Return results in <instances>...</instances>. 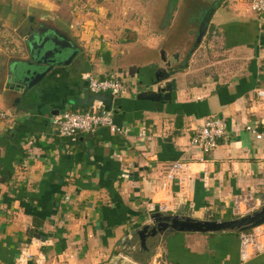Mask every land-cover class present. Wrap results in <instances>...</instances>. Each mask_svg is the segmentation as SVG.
<instances>
[{
	"label": "crops",
	"instance_id": "obj_1",
	"mask_svg": "<svg viewBox=\"0 0 264 264\" xmlns=\"http://www.w3.org/2000/svg\"><path fill=\"white\" fill-rule=\"evenodd\" d=\"M222 1L98 0L72 24L40 18L48 29H66L76 54L25 93L4 89L5 72L0 264H110L126 245L136 264H264V253L240 261V233H169L145 241L148 251H135L130 237L149 209L225 220L264 203V138L245 130L264 136V14L244 0ZM157 69L171 83L169 101L138 100L145 90L136 83ZM84 73L120 80L126 94L92 95ZM93 109L111 110L124 135L98 128L71 142L51 126L60 111ZM210 119L226 127L202 155L189 140ZM175 162L185 179L159 195Z\"/></svg>",
	"mask_w": 264,
	"mask_h": 264
},
{
	"label": "water",
	"instance_id": "obj_2",
	"mask_svg": "<svg viewBox=\"0 0 264 264\" xmlns=\"http://www.w3.org/2000/svg\"><path fill=\"white\" fill-rule=\"evenodd\" d=\"M29 20L31 21V17ZM54 27L56 26L54 25ZM24 41L27 58L10 63L4 89L25 93L28 89L36 86L53 67L69 64L76 54L75 47L70 43L65 33L41 25L32 29L31 34ZM129 70L128 75L133 77L129 74ZM138 77L143 78V74H138ZM166 79L165 71L157 69L153 74V79H148L146 83L144 79L138 81L136 83L138 87L145 91L137 93L136 98L152 103L169 101L171 83ZM148 88H154V90L149 91ZM63 112L60 111V113ZM258 203L260 204L258 208L251 213L225 220L215 219L210 215L194 219L190 212L162 214L149 209L151 214L143 220L139 229L131 233L130 237L136 239L138 251H148L145 242L147 239H155V243H157L169 233L216 234L231 232L239 234L248 232L264 225V203L261 204L260 200ZM126 246L129 247V252L117 254L112 258L113 261L110 264H136L130 260L132 257L130 245Z\"/></svg>",
	"mask_w": 264,
	"mask_h": 264
},
{
	"label": "built area",
	"instance_id": "obj_3",
	"mask_svg": "<svg viewBox=\"0 0 264 264\" xmlns=\"http://www.w3.org/2000/svg\"><path fill=\"white\" fill-rule=\"evenodd\" d=\"M247 9L256 13L264 14V0H244ZM86 81V87L90 94H107L112 98H118L126 94V86L120 80L113 78H97L90 73L82 74ZM258 96L262 92L257 93ZM7 118V114L0 111V119ZM51 126L56 135L63 139H69L71 142L79 134H92L98 128H105L112 135H124L125 130L114 123L111 110L100 109L85 113H73L65 111L55 114L51 118ZM226 123L224 119H210L203 121L196 133L189 140V147L197 149L202 155L208 154L216 147V141L224 134ZM245 130L254 134L255 139L262 140L264 136L261 133H255L249 126ZM138 139L144 137V132L138 133ZM185 171L180 163L175 162L170 166L167 173L161 181L158 191L159 195H166L170 192V187L174 182L185 179ZM256 205V207H255ZM260 204L252 202V208L247 210L251 213L258 208ZM246 213V214H247ZM239 259L241 262L264 253V225L256 227L248 232L239 234ZM29 257V256H28Z\"/></svg>",
	"mask_w": 264,
	"mask_h": 264
},
{
	"label": "rangeland",
	"instance_id": "obj_4",
	"mask_svg": "<svg viewBox=\"0 0 264 264\" xmlns=\"http://www.w3.org/2000/svg\"><path fill=\"white\" fill-rule=\"evenodd\" d=\"M97 1L98 0H0V89L2 88L4 75L10 63L12 61H18L19 58L26 56L25 38L21 35L24 29L23 27L35 23L40 18H44L45 21L51 20L49 18L53 16H58L65 21V23L72 24L74 14L77 10H80L82 15L89 13L91 8L88 4L97 3ZM222 2L234 4L237 3L238 0H224ZM44 6L50 7L48 12L43 10ZM41 7H43V9ZM28 17H31L32 20L30 21ZM53 24L57 27L59 26L57 21H54ZM61 29L66 33V29L62 27ZM127 86L129 87V83ZM133 240L136 251L137 241L136 239ZM149 240L150 239H147L146 241L149 242ZM147 244L148 243H146V247L148 248Z\"/></svg>",
	"mask_w": 264,
	"mask_h": 264
},
{
	"label": "flooded vegetation",
	"instance_id": "obj_5",
	"mask_svg": "<svg viewBox=\"0 0 264 264\" xmlns=\"http://www.w3.org/2000/svg\"><path fill=\"white\" fill-rule=\"evenodd\" d=\"M29 18V17H28ZM32 20V18H31ZM27 22V21H26ZM28 24V23H27ZM34 25V26H33ZM41 25L42 26V22H40V19L37 20L35 23L29 24L26 27H23V32H22V36L26 39L27 37H29V35L31 34V30L34 29V27ZM25 43V41H24ZM194 43V42H193ZM26 44V43H25ZM26 46V45H25Z\"/></svg>",
	"mask_w": 264,
	"mask_h": 264
}]
</instances>
